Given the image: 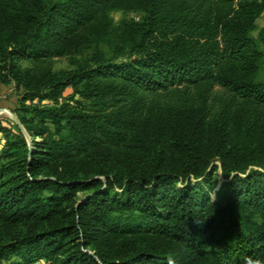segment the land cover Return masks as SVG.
Listing matches in <instances>:
<instances>
[{
    "label": "trees",
    "instance_id": "1",
    "mask_svg": "<svg viewBox=\"0 0 264 264\" xmlns=\"http://www.w3.org/2000/svg\"><path fill=\"white\" fill-rule=\"evenodd\" d=\"M263 13L0 0V264H264Z\"/></svg>",
    "mask_w": 264,
    "mask_h": 264
},
{
    "label": "rangeland",
    "instance_id": "2",
    "mask_svg": "<svg viewBox=\"0 0 264 264\" xmlns=\"http://www.w3.org/2000/svg\"><path fill=\"white\" fill-rule=\"evenodd\" d=\"M135 19H138L139 17L135 16L134 14L131 15ZM112 20L114 22H117L119 19V13L114 11L111 13ZM257 29L253 31V36L257 35V31L259 28L264 29V13L257 19L256 21ZM67 61L64 58L59 59H53V67L55 69L59 68H66L67 67ZM68 90L64 93L65 95L68 94ZM18 94L12 84H1L0 83V125H10L11 123H15L14 118H16L14 114V109L17 106V100H18ZM152 98V96L147 95V99ZM160 98L166 99L167 94H161ZM36 103V101H35ZM2 135L0 133V147L2 145ZM8 264V263H3Z\"/></svg>",
    "mask_w": 264,
    "mask_h": 264
},
{
    "label": "water",
    "instance_id": "3",
    "mask_svg": "<svg viewBox=\"0 0 264 264\" xmlns=\"http://www.w3.org/2000/svg\"><path fill=\"white\" fill-rule=\"evenodd\" d=\"M14 120H15V124L22 130V132L24 133V135L27 137V134L24 132V130H23L21 124L19 123L18 119L17 118H14Z\"/></svg>",
    "mask_w": 264,
    "mask_h": 264
}]
</instances>
